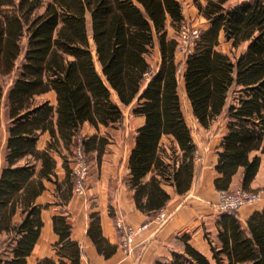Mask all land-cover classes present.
<instances>
[{"label": "trees", "instance_id": "obj_1", "mask_svg": "<svg viewBox=\"0 0 264 264\" xmlns=\"http://www.w3.org/2000/svg\"><path fill=\"white\" fill-rule=\"evenodd\" d=\"M194 1L209 26L178 60V37L169 36L166 25L169 18L179 31V0H0V126L2 113L7 120L0 235L14 241L13 257L0 258V264H25L33 249L43 223L35 199L44 180L56 182L66 200L74 190L70 158L76 148L86 155L95 151L101 163L108 137L82 134L83 123L97 130L115 127L122 106L134 101L131 112L145 117L128 156L136 207L150 215L170 197L165 184L178 194L191 187L199 155L183 112L180 79L202 126L224 117L215 187L230 189L240 168L242 187L249 189L264 155V0L229 6L227 0ZM220 38L232 47L245 45L232 56L218 48ZM49 91L55 104L38 98ZM45 131L50 138L40 149L36 141ZM55 155L63 159V181L55 173ZM52 217L61 258L45 256L36 264H80L70 223L63 214ZM216 225L215 237L206 234L210 256L184 235L182 251L171 250L153 264H264V209L245 226L236 212L222 213ZM92 227L93 222L88 231L94 244L109 256L116 246Z\"/></svg>", "mask_w": 264, "mask_h": 264}, {"label": "crops", "instance_id": "obj_2", "mask_svg": "<svg viewBox=\"0 0 264 264\" xmlns=\"http://www.w3.org/2000/svg\"><path fill=\"white\" fill-rule=\"evenodd\" d=\"M179 1L181 2V0ZM187 1L188 3L192 4L193 7H195L200 18L205 21V26L201 29H205L206 27H208V20L198 10L195 1ZM200 1L204 3L205 0ZM225 5L229 6L226 3ZM185 15L186 13L185 11H183V17H185ZM169 23L170 20L168 18L166 25L168 28V35L174 36V34H169V27H172ZM220 39L221 41L223 40L222 38ZM177 51L175 55L179 60ZM155 55L156 61L159 62L160 55L158 51H156ZM178 84L180 98L182 101V108L183 104L185 103L188 112H190L196 119L193 112H191L190 101L186 96L185 86L182 79L179 80ZM38 98H49L51 103H56L53 91H49L44 95L38 96ZM113 98L117 100V95L114 91ZM134 103L135 101L130 105H132L133 107ZM123 107L124 106H122V114ZM3 115L4 113H2L1 115L2 122L4 118ZM134 115H136L140 120V122L135 126L136 131V127L144 123L145 117L141 114ZM108 128L113 127L105 128L103 126H100V130H97L88 122L83 123L81 127L82 134L92 135V133H98L99 135H107L108 137L106 149L101 156L102 160L100 164L97 161L96 152L92 151V153L90 154H93L95 156L94 158H96L98 166L102 164L103 156L106 154L108 145L110 144L109 135L107 133H103V129L108 130ZM204 128L207 130L208 127ZM224 131L225 126L223 119L221 128H219L218 131L215 130V128L213 129V131H208V135L205 138H201V136H203V133L201 136H198L197 139H195L192 134V139L193 141H195L198 147L199 156L195 161V172L193 180L191 182V187L186 192L178 194L176 193L174 186L165 184V189L170 194V197L167 199V202L163 208L169 211L170 216L162 226L154 227L151 223L148 227L143 228V230L138 233L135 239L136 246L133 252V255L137 256L136 261H133L134 259H132L133 256L131 257V254L127 255V257H121L120 255L118 238L120 232L122 233V231L117 228L116 220L121 219L126 224L137 227L138 225H141L143 223L150 222V218L153 214H156L158 210L149 215L137 208L136 203L133 199L134 190L131 188V186H129L127 181V177L129 176L128 156L135 144L134 136L132 141L133 145L131 146L127 154V177L122 181V183H118V185L116 186L117 188L111 189L109 187H106V185L102 186V188H99L97 201L99 203L95 204L94 206H88L87 203H85L84 205L83 202L79 201L80 198H83V196L74 193V191L72 192L70 197L65 200L62 196V190L56 188V182L45 179V189L40 194H38L35 199V203H39L42 205L40 217H42L43 223L40 227V233L37 237V240L33 245V249L28 255L25 256V264H36L38 258H42L45 256L53 258L54 260L59 262V258H61L59 254L60 234L54 230V221L52 217L53 215L58 214H63L67 218V221L70 223V239L76 241L80 247V264H128V262L125 261V258H129L131 260V264H153L156 258L165 256L168 251L169 254L167 256H170L171 250L182 251L185 246L183 239L184 235L188 236V242H190L195 248H198L201 252L206 254L208 250L210 251V243L206 239V234L210 237V232H213L214 236L211 237L216 236L218 232L216 221L217 218L223 213L215 207V202L218 199V190L214 184V178L217 174L214 166L218 159L217 151L220 148L221 137ZM49 138V131L41 133L36 141L37 147L40 149L44 148L46 146V143L49 141ZM55 157L57 159L55 173L58 175V181H63L67 174L66 169L63 166V159L59 155H55ZM261 162L259 164L257 173L250 182L249 189L257 186L258 184L256 180L259 177L261 171ZM230 183V189L238 185L242 187L240 168L238 172L233 176ZM47 192H50V197L47 196ZM108 196H110V198H108ZM259 200L250 204H244L240 206L236 211L237 217L243 226L246 225L247 220L253 215L254 212L264 209V200ZM110 206L113 208L112 210L110 209ZM94 215L99 216L98 224L94 220ZM15 218L19 219L18 215H16ZM92 222V231H97V229H99L101 235L105 238L107 243L114 244L116 246L109 256H105L103 253L99 252L97 245L94 244V241L92 240V237L90 236L88 231V228ZM173 235L174 240L177 244H179V247H177L179 249H177L176 247L175 249H168V239ZM6 238L7 234L0 235V258L2 260H8L13 257L11 246L14 244V241L6 242ZM64 259L68 260L67 257Z\"/></svg>", "mask_w": 264, "mask_h": 264}, {"label": "rangeland", "instance_id": "obj_3", "mask_svg": "<svg viewBox=\"0 0 264 264\" xmlns=\"http://www.w3.org/2000/svg\"><path fill=\"white\" fill-rule=\"evenodd\" d=\"M237 1L240 0H227L226 4L231 5ZM181 3H182L183 11H185L186 13L183 20V25L185 26L186 33L190 34L192 29L194 28L201 29L202 27H204L205 21L200 18V16L198 15V11H196L195 7H193L192 4L188 3L187 0H181ZM169 29H170V33H169L170 35L174 34L178 37V31L175 32V30L172 27H169ZM244 45L245 44H241L238 47H232L230 42L222 40L218 48L234 56V54H238V52H240L243 49ZM177 55L179 60L183 59V57L185 56L184 51L179 49L177 51ZM131 109H132V105L126 107L124 106L123 107L124 116L120 120V122L117 123L116 126L113 128H108V130L103 129V133L105 134L107 133L109 135L110 144L108 145L106 154L103 156L102 164L100 166L97 165L96 158H94L95 156L93 154L86 155V158L88 159V163H89L88 172H87L88 175L86 176L84 181L86 187V194L82 195L83 198H80L79 200L83 202L84 205L85 203H87L88 206H94L95 204H98L99 202L97 201H98L99 188H102V186L105 185L106 187H109L111 189L117 188L116 186L118 185V183L120 182L122 183V181L128 175L126 168L127 158H128L127 154L131 146L133 145L132 141L135 133V126L140 122L139 118L136 115L132 114ZM183 111L185 112L186 121L189 127H191L192 134L195 139H197L198 136H201L202 133L203 136H201V138L207 137L208 131H213L214 128L215 130L218 131L219 128H221L222 121L224 119L222 114L217 120L211 123V125L206 130L203 126H201L197 122V120L193 117V115L190 112H188L185 103L183 104ZM5 126H6V117L3 118V122L0 127V167L4 163L3 159L6 151L5 139L7 132L5 131ZM70 159H71V167L75 166V161L73 157H71ZM256 181L258 183L257 186L252 187L250 189L259 190L261 192L260 199L264 200V155H262L261 171ZM240 187L241 186L238 185L230 190L235 191ZM47 196L50 197V192H47ZM108 198H110V196H108ZM110 209L112 210L113 208L110 206ZM155 216L156 214H153L152 217L150 218V221H152V219ZM154 224L153 226L155 227ZM210 235L214 236V233L210 232ZM120 237H121V232L118 238V246L120 247L119 252L121 257L124 256L127 257V255L131 254V257L133 256L132 259H134L133 261H136L137 256L133 255L135 248L132 250L131 253H126L125 251H123V248L120 244V239H121ZM168 243H169L168 249L170 248L175 249V247L176 248L179 247V244H177L176 241L174 240V235L168 239ZM168 254L169 251L163 257H167ZM206 254L210 256V251L208 250ZM125 259H126L125 261H127L128 264H131V260L129 258H125Z\"/></svg>", "mask_w": 264, "mask_h": 264}, {"label": "built area", "instance_id": "obj_4", "mask_svg": "<svg viewBox=\"0 0 264 264\" xmlns=\"http://www.w3.org/2000/svg\"><path fill=\"white\" fill-rule=\"evenodd\" d=\"M199 32L200 29L194 28L191 30L190 34H187L185 26L182 23L178 31V49L183 50L184 53L190 51L195 43V39L199 35ZM73 159L75 161V166H72V173L75 176L73 191L78 195H85L86 187L84 181L86 176L88 175L87 172L89 163L88 159L86 158V154L81 150L79 146L75 150ZM260 196L261 192L259 190H251L243 187H240L235 191H231L230 189L218 190V199L215 202V207L223 213L236 212L240 206L259 200L261 198ZM169 216V211L162 207L157 211L156 216L152 219V221L143 223L141 225H138L137 227L128 225L121 219H117L116 226L122 231L120 244L123 248V251H125L126 253H131L136 246L135 239L138 233L143 230V228L148 227L151 223H155L154 225L156 227H160L166 222Z\"/></svg>", "mask_w": 264, "mask_h": 264}]
</instances>
